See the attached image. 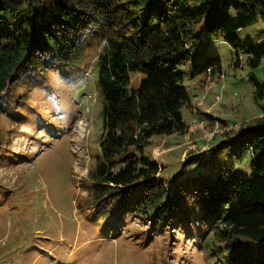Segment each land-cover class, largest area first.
<instances>
[{"label":"trees","instance_id":"1","mask_svg":"<svg viewBox=\"0 0 264 264\" xmlns=\"http://www.w3.org/2000/svg\"><path fill=\"white\" fill-rule=\"evenodd\" d=\"M260 22L264 0H0V113L23 85L74 64L98 35L102 132L100 155L80 183L84 207L117 221L141 215L155 231H197L203 264H264L263 80L250 77L263 114L227 129L224 136L239 137L215 149L233 142L252 152V180L224 164L214 180L170 184L145 152L152 135L186 131L191 97L181 67L203 55L201 44L220 37L239 48V33ZM243 52L249 69L260 68L264 42ZM195 70L205 79L221 73V59Z\"/></svg>","mask_w":264,"mask_h":264},{"label":"rangeland","instance_id":"2","mask_svg":"<svg viewBox=\"0 0 264 264\" xmlns=\"http://www.w3.org/2000/svg\"><path fill=\"white\" fill-rule=\"evenodd\" d=\"M239 36V48L220 37L201 44L203 55L181 67L191 97L183 109L186 131L154 134L145 144L170 184L214 180L224 164L254 178L252 152L235 149L233 142L215 150L239 137L224 136L227 129L236 132L247 123L241 120L263 114L250 77L264 81V60L251 70L243 51L264 42V22ZM103 46L97 35L74 64L23 85L12 109L0 113V264H203L197 231L191 237L179 228L155 231L141 215L110 220L83 205L81 180L100 155L97 58ZM214 57L223 70L205 79L195 65ZM80 121L87 124L84 132Z\"/></svg>","mask_w":264,"mask_h":264},{"label":"bare ground","instance_id":"3","mask_svg":"<svg viewBox=\"0 0 264 264\" xmlns=\"http://www.w3.org/2000/svg\"><path fill=\"white\" fill-rule=\"evenodd\" d=\"M86 122L80 121L79 122V129L81 132H84L86 130Z\"/></svg>","mask_w":264,"mask_h":264},{"label":"built area","instance_id":"4","mask_svg":"<svg viewBox=\"0 0 264 264\" xmlns=\"http://www.w3.org/2000/svg\"><path fill=\"white\" fill-rule=\"evenodd\" d=\"M237 55H239V53Z\"/></svg>","mask_w":264,"mask_h":264},{"label":"crops","instance_id":"5","mask_svg":"<svg viewBox=\"0 0 264 264\" xmlns=\"http://www.w3.org/2000/svg\"><path fill=\"white\" fill-rule=\"evenodd\" d=\"M164 180V179H163ZM165 181V180H164Z\"/></svg>","mask_w":264,"mask_h":264}]
</instances>
